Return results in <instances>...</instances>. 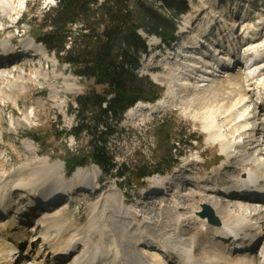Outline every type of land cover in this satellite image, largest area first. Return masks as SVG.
Here are the masks:
<instances>
[{"label": "bare ground", "instance_id": "bare-ground-1", "mask_svg": "<svg viewBox=\"0 0 264 264\" xmlns=\"http://www.w3.org/2000/svg\"><path fill=\"white\" fill-rule=\"evenodd\" d=\"M200 1L205 5L203 9L210 8L212 10L213 17L210 22H207L206 16L203 15L204 24L198 23L200 28L195 30L191 22L196 17L195 15H188L187 23L190 30L184 32L191 34L193 41L188 42L184 50L181 51L182 55L187 58L179 61L178 57L170 54L166 58L162 55L163 57L160 60L165 66L171 63L176 65V69L171 75L179 79L180 86H183L182 90L205 86L207 81L205 77L208 76L210 71L213 81L207 83V86L209 84V86H213L214 83L219 81L218 77H214L217 69H213L215 62L212 56L217 55L216 63L220 65L228 64L233 60V57L230 56V58L229 52L226 50L223 55L221 53L218 55V46L221 45H215L213 49L210 46L211 52L207 42L205 45L208 48V56L205 58V47L198 45L199 40L202 38L200 35L204 32H207L208 36L210 35V27L219 15H216L217 12H215L218 8L214 4L216 0ZM16 12L17 7L13 0H0V20L8 21ZM263 24L264 22L260 18L253 27H246V29L249 30L250 35L257 31L258 36L264 29ZM13 27V25H6L2 29L0 28V36ZM240 28L238 27L236 30ZM232 29L229 25H225L218 32L219 37L221 38L220 35L225 32L226 35L228 32L231 33ZM140 33L145 35L142 31ZM234 33L235 37L238 38V34L243 33V31H234ZM14 37L4 39L0 43L2 46L0 62L3 63L0 66V84L4 83L2 85L3 89L5 88L7 91L25 89L27 83H29L22 81L28 73L25 71L24 66V60L27 57H19V54L21 52L27 53L29 48L27 49L26 46L32 41H23L21 46L11 45L10 43L15 42ZM197 37L200 38L198 42L194 41ZM257 41L258 39L253 41V53L243 58L246 64L248 58L263 52L264 42ZM41 54L40 49H36V52L31 53L29 56L42 57ZM158 55L156 53L155 56ZM236 60L234 59V62ZM240 63L243 66V61ZM5 68H8V75L5 73ZM198 68H202L201 72L203 73L199 74L200 79H197L198 73H195ZM245 69L248 71L243 75L240 71L236 72L233 79L234 84L231 83V79L225 80L227 83L225 86L231 92H227L226 98H221L223 103L220 107H223V110L211 112L213 115H209L204 125V129L208 134V141L217 145L220 150L218 156L224 157L223 167L213 168L210 172H206V179L197 182V184H205V187H201V191L186 187H179L180 189L177 190L178 198H185L187 194L189 196L193 195L198 198L201 204H204V207L210 208L214 213L216 217L214 222L211 223L209 220L204 222L206 220L202 219L203 228L201 232L198 230V222H193L192 226H184L185 210L178 204L167 207L168 205L164 203L163 211L159 216L161 217L160 222L150 223L147 220H139L136 217L137 214L135 215L134 211L132 212L126 206V201L124 199L119 200L116 193L105 197L94 208V210L96 209L94 219L98 226H94L92 221L89 230H77L73 227V223L68 222L66 216V209L70 207L69 204L57 202L63 195L72 190V178L81 177L84 174V169H76L74 174L64 182L63 178H65L66 172L63 163L59 162L51 167L48 166V161L43 163L34 162L32 166L26 168L27 171L19 169L10 177L8 176L0 184V204L7 207L11 203L16 204V209H11L10 213L17 214L18 220L23 223L29 220L30 215L36 214L34 218L35 227L41 226L44 228L45 235L43 239L48 250L46 260L51 261V263L65 259L62 264H99L102 262H108L109 264H167L158 257L149 256L147 251L151 249L150 254L167 251L176 259L178 264H264V196H262L264 195V139L259 141L256 137L258 133L264 136L263 122L257 123L259 115L264 116V104H257L253 100V96L256 95V88L264 89V80L260 81L264 77V64H260L258 61L253 62L248 66L246 65ZM39 71L35 73L36 78H40ZM227 72L223 70V73H217L225 74V77L229 78L233 73V69ZM261 76L263 77L261 78ZM192 78L197 79V84H192ZM248 78L249 81L256 78L258 86L254 87L252 83L246 85L244 81ZM34 80L35 78L30 76V81ZM74 86L75 84L66 83L65 89L70 91L74 89ZM1 92L2 90H0V95H2ZM233 92L235 93L233 94ZM51 97L56 98L57 94L54 93ZM174 102H177L176 93L170 90L164 97H160L154 103L141 101V103L129 108L125 115L132 118L136 112L139 113L138 110L149 109L154 112V110L167 107ZM18 123L20 122L18 121ZM25 148L28 150L29 157L33 159L31 143L26 142ZM191 166V162H186L182 171L189 173ZM223 172H226V175L228 173L232 174L227 178ZM178 173L181 174L179 168L176 175ZM258 177L263 179L256 184ZM172 178L163 177L160 180H153L150 190L145 193V198L156 194L155 191L161 189V186L159 189V183H163L164 187L169 184L171 190L179 180V178H175V175ZM248 181H252L250 184H253L244 186L249 184ZM92 183L91 175L87 174L84 181L85 187L81 190L88 191L87 188ZM116 186L119 187L118 184ZM101 189H103V186ZM187 190H189L188 193H183ZM15 192L19 196L16 200H13L11 196ZM89 193L88 196H90ZM82 196H87V194H82ZM254 196H261L262 203L256 204L258 202H254L252 199ZM161 201L165 202L166 200L162 197ZM52 205H54L52 212L51 210L47 211V208ZM4 220L0 219V264H13L14 262V264H18L21 257L18 249L25 245L23 241L27 233L26 231L23 234L10 233L14 220L8 222ZM52 221H55V223H52ZM13 227L17 228L15 224ZM72 231L77 233L78 239L71 236ZM194 232L197 235H193ZM209 235H214V238H207ZM231 235L235 237V242L232 241L230 246L225 247L222 241H225V238H230ZM201 238L204 239L203 243H201ZM33 240L30 237L28 241L27 249L29 251L33 250ZM256 240L258 243L252 249V243H255ZM95 242L96 245H94ZM236 245L250 246L251 250L247 253L233 254L230 249ZM98 246L100 249L97 255L92 256ZM17 253L19 256H17ZM36 254H39V252L36 251ZM59 254L63 257L60 258ZM34 263L38 264L39 261Z\"/></svg>", "mask_w": 264, "mask_h": 264}, {"label": "rangeland", "instance_id": "rangeland-1", "mask_svg": "<svg viewBox=\"0 0 264 264\" xmlns=\"http://www.w3.org/2000/svg\"><path fill=\"white\" fill-rule=\"evenodd\" d=\"M247 1L249 0H244V3L247 4ZM250 1L254 3V6L252 5L253 11L250 12L249 19H243V21L251 25L250 20L261 18L264 22V0ZM13 2L17 7V12L14 13L8 21L0 20V28L2 29V27L6 25H13L14 27L0 36V43L4 39L15 36L14 40L16 46H21L23 41L31 42V39L39 37L40 34L46 30L43 15L46 11L55 6L56 0H13ZM146 4L165 19H173L175 23L174 35L176 39L174 44H177V47L190 42L191 34L184 32L185 30H190L187 23L188 15H195L196 17L195 19L193 18L191 22L195 30L200 28L198 23L201 25L204 24L203 15L206 16L207 22H210L213 17L212 10L210 8L203 9L205 5L200 0H188L189 10L177 18L174 17L170 11L162 7L161 3L157 0H147ZM214 4L215 7L216 5L218 7L215 12H217L216 15H219V17L216 18V21L210 27L212 32V35H210L213 43L219 40L222 44L225 40L222 41L223 36L220 35V38L218 31L220 29L222 30L225 25L232 27L238 24V22L242 20L240 16L246 14V12L244 10H240L241 12L235 11L237 5H235V3H228L227 0H216ZM260 8H262L263 12L260 11ZM215 23L216 26L214 27ZM254 25L253 23L251 26L253 27ZM69 29L71 32L70 34L74 35L76 31H78V26L71 25ZM263 32L264 29L261 33L263 34ZM142 36L153 53L152 56H141L142 67L136 70L138 77H147L151 82L156 84L162 91L160 97H164L168 91L173 90L176 93L177 102L167 107H160L154 110V112H151L149 109H141L138 110L139 113L136 112L132 118L127 117V115L123 117V120L117 126L115 134L111 136L109 140L110 149L115 154L116 163L114 168L108 172H101L94 164L82 167L81 169H84V174L78 178L73 177L71 180L72 190H70L68 194L74 195V197H76V202L73 206H68L69 208L66 209V216L68 222L73 223V227L77 230H89L92 221L94 226H98V223H96L94 219L96 216V209L94 210V208H96L105 197L112 193H116L119 200L124 199L126 201V206H128L132 212L134 211L133 213L135 215L137 214L136 217L139 220H147L150 223L160 222L161 217L159 216L163 211L164 203L168 205L167 207L178 204L185 210L186 219L183 223L184 226H192L193 222H198V230L201 232L203 228L202 219L206 220L204 222L208 221L207 217L205 219V217L201 216V212L204 210V204H201L198 198L193 195L189 196L187 194L185 198H178L177 191L175 193L173 188L178 190L181 187H186L188 189H194L195 191H201V187H205V184H197V182H200L201 178L202 180L206 179V177L204 174H201L202 177L199 178L196 176V173L203 171L206 173L208 171L210 172L213 168L223 167L222 165L225 163L223 160L224 157H219V147L208 141V134L204 129V125L211 112L223 110V107H220L223 103L221 98H226L227 92H231L229 88H226L225 85H227V83L225 80L231 79V83L234 84L233 79L236 76V72L240 71L243 75V68L241 67L239 70L235 69V72L233 70L229 78L218 77L219 81L216 83L213 82V86H209V84L208 86H198V88L191 87L182 90L183 86H180L179 79L171 75L176 69V65L171 63L165 66L160 62L163 56L166 58V56L169 55L162 56L158 53L159 55L155 56L156 53L154 52L158 47L161 48V53L164 52V47L159 44L162 40L160 41L159 37L154 35L147 36L142 34ZM37 46L42 52V57H27L24 60L25 71L28 73L24 76L22 81L29 82L26 88L16 91H7L5 88L3 89L2 85L4 83L0 84V90H2V95H0V184L19 169L27 171L26 168L32 166L34 162L43 163L48 161V166L50 167L58 162L65 165L64 160L67 158L65 151L68 150L74 153L86 147L88 140L86 133H84L80 139H75L72 135L58 136L57 131L62 130L63 132H68L75 125L76 120L71 109L75 107L73 101L77 95L93 86L98 92H102L104 88V86L94 85L91 80L80 79L73 75L69 66L67 64H61L54 53L47 51L40 43H38ZM223 48L226 49L229 47L225 44ZM1 49L2 46L0 45V50ZM223 52L225 51L221 50L220 53L223 55ZM7 69L5 70L6 75H8ZM36 71H39L40 78L35 77ZM30 76L32 78L34 77L35 80L30 81ZM189 80L186 81L190 82ZM256 80L257 79H254V81ZM263 80L264 77L261 81ZM196 81L197 80H193V78L191 79L192 84H197ZM66 83L75 84L74 89L70 91L66 90ZM244 83L250 85V83L247 84L248 82L246 81H244ZM252 86L256 87L255 84ZM258 92H261V89L256 88V95L253 96L255 103H257L256 100H258ZM54 93L57 94L56 98L51 97ZM234 93L235 92H233V94ZM165 116L169 124H173L172 133L177 135V139L180 137V133H183L184 143H186V145L180 142L177 143V149L180 151L183 150L184 154L175 169L170 172L172 176L175 175V178L177 177L179 180L175 183V186L171 188L168 196L156 190V194L152 196L149 195L145 198V193L150 190L152 181L161 179L157 175L145 178V183L142 185L143 188H145L144 192H142L141 187L136 186L131 188L127 187L124 190L118 189L119 187L116 185L118 183V185H120L121 179L116 175V170L122 162L133 164L141 161H148L151 164H155L159 161L163 150L156 142L153 129L156 125V121H159ZM258 118L257 123L261 121L264 124V116L259 115ZM18 121L20 123H18ZM192 134L196 135L197 140L189 142V136ZM30 136L38 137L39 141H34ZM256 137L259 141L264 139V136L259 133L256 134ZM26 142L32 145L33 159L29 157L28 150L25 148ZM186 162L192 163L189 173L182 171ZM178 168L181 174L178 173V175H176ZM223 173L227 178L232 174L228 173L226 175V172ZM87 174L91 175L93 179L91 185L94 183L96 184L95 180L98 178V180H100L99 184H101V187L103 186V189L98 193H89L90 196L87 194V196L79 197L78 190L85 187L84 181ZM171 175L164 177L172 178ZM132 182L134 183L135 180ZM198 185L201 186L199 187ZM188 192L189 190L183 193ZM16 193L17 192L13 194L14 199L18 198ZM173 193L175 194L173 195ZM4 195L5 193L3 197ZM157 196L160 198L159 201L153 203V200H155L153 197ZM162 197L165 198V202L161 201ZM20 225L18 234H23L26 231L27 235L24 236L25 245H22L20 249H18L19 253H21L18 264H35L34 262L36 261H39L38 264H43V261L47 259L48 250L41 247L42 239H38V237H43L42 232H44V228H36L35 220L33 222L32 220H28ZM21 227L24 229L21 230ZM193 235H197V233L194 232ZM71 236L74 237V239H78L75 231L71 232ZM30 237L34 239L33 250L31 249V251L27 249ZM203 242L204 239L201 238V243ZM96 244L95 242L94 245ZM97 250H99V247ZM36 251L39 252V254H36ZM17 256H19L18 253Z\"/></svg>", "mask_w": 264, "mask_h": 264}, {"label": "trees", "instance_id": "trees-1", "mask_svg": "<svg viewBox=\"0 0 264 264\" xmlns=\"http://www.w3.org/2000/svg\"><path fill=\"white\" fill-rule=\"evenodd\" d=\"M157 1L176 18L189 10L188 0ZM146 3L147 0H56L55 6L43 15L46 30L35 38L61 64H67L73 75L104 86L102 92L93 86L77 95L71 109L75 125L68 132L57 131L58 136L72 135L75 139L84 133L88 136L86 147L74 153L65 151V172L91 164L102 172L112 169L116 161L109 140L124 113L138 101L154 102L161 95L156 84L136 73L141 56L148 53L139 30L169 44L175 38V23ZM71 25L78 26L74 35L70 34ZM172 125L165 116L154 126L153 135L163 150L159 161L122 162L117 167L121 190L144 185L145 178L165 174L179 162L184 151L177 149V143H186L183 133L178 134V139L172 133ZM30 138L39 141L36 136ZM194 140L196 135H190L188 141Z\"/></svg>", "mask_w": 264, "mask_h": 264}, {"label": "water", "instance_id": "water-1", "mask_svg": "<svg viewBox=\"0 0 264 264\" xmlns=\"http://www.w3.org/2000/svg\"><path fill=\"white\" fill-rule=\"evenodd\" d=\"M204 210L203 212H201V216H207L208 219L211 221V222H214L216 220V217L215 215L213 214V212L211 211L210 208L208 207H203Z\"/></svg>", "mask_w": 264, "mask_h": 264}]
</instances>
